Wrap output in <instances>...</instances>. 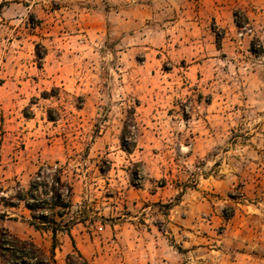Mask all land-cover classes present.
<instances>
[{
	"label": "rangeland",
	"instance_id": "rangeland-1",
	"mask_svg": "<svg viewBox=\"0 0 264 264\" xmlns=\"http://www.w3.org/2000/svg\"><path fill=\"white\" fill-rule=\"evenodd\" d=\"M55 168L91 239L187 198L264 232V0H0V223Z\"/></svg>",
	"mask_w": 264,
	"mask_h": 264
},
{
	"label": "crops",
	"instance_id": "crops-1",
	"mask_svg": "<svg viewBox=\"0 0 264 264\" xmlns=\"http://www.w3.org/2000/svg\"><path fill=\"white\" fill-rule=\"evenodd\" d=\"M166 196L155 193L146 200L157 202L170 198V195ZM138 204L137 201L135 206ZM183 204L193 206L189 212L185 210L184 216L180 207ZM215 207V203L202 198L195 201L187 198L164 217L166 232H160L154 225L138 230L134 224L121 223L112 225L109 231L105 230L102 239L95 240L86 237L84 228L75 224L69 233L57 234L55 264H66L65 257L73 250L72 241L80 254L93 264H264V245L260 241L264 239V232L257 234L258 229L249 227L247 235L237 236V232H243L242 224L240 227L232 225L231 220L220 216ZM17 223L2 221L0 228L32 242L48 255L51 233L45 231L48 237L42 244L41 236H46L44 231L28 230L20 237L13 227ZM219 227L225 228L226 234H221ZM58 253L61 254L59 260ZM0 264H3L1 258Z\"/></svg>",
	"mask_w": 264,
	"mask_h": 264
},
{
	"label": "trees",
	"instance_id": "trees-1",
	"mask_svg": "<svg viewBox=\"0 0 264 264\" xmlns=\"http://www.w3.org/2000/svg\"><path fill=\"white\" fill-rule=\"evenodd\" d=\"M39 56V52L36 51L38 60L41 59ZM120 142L123 149L129 152V149L124 146L126 143L123 136L120 138ZM40 174L41 172L36 175L35 180L30 183L27 190L20 189L17 192L15 200L21 202L23 208L28 212L29 219L25 222L29 226L37 231H48L51 233L49 254L43 253L32 242L21 240L7 231L1 230L0 258L3 260V264H55L56 236L63 231L69 233V227L75 224L73 221L68 224L61 222L65 211L71 208L70 198L72 191L70 186L61 180L56 168L53 169V178L50 183L44 180ZM42 189H44L43 195L40 193ZM48 192L50 193V198H44ZM2 201L4 204V200ZM72 247V253L65 257L66 264H92L80 254L73 241Z\"/></svg>",
	"mask_w": 264,
	"mask_h": 264
},
{
	"label": "built area",
	"instance_id": "built-area-1",
	"mask_svg": "<svg viewBox=\"0 0 264 264\" xmlns=\"http://www.w3.org/2000/svg\"><path fill=\"white\" fill-rule=\"evenodd\" d=\"M99 230H101V228H98Z\"/></svg>",
	"mask_w": 264,
	"mask_h": 264
}]
</instances>
